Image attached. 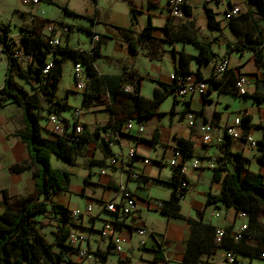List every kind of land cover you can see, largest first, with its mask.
Here are the masks:
<instances>
[{
	"label": "crops",
	"instance_id": "obj_1",
	"mask_svg": "<svg viewBox=\"0 0 264 264\" xmlns=\"http://www.w3.org/2000/svg\"><path fill=\"white\" fill-rule=\"evenodd\" d=\"M11 1L0 0V26L9 27L8 36L13 37L16 43L21 44L23 42L26 35L24 26L33 27L35 31L41 32L44 36H49L46 28L52 26V36L58 38L62 45L86 51L84 48L90 47L91 44L92 35L89 32L97 33L102 36L100 53L96 59V67L99 71L98 79L110 82L125 73L127 82L122 88L125 92L128 86L131 87L129 83L137 81V77L140 76L143 78L141 96L147 100H152L155 90L161 89L160 83L171 84V75L179 68L181 52L198 56V50L192 44L183 41H177L174 44L165 42L158 44L155 48L158 52L157 58L150 56L145 44L138 47L137 55L131 54L126 37L120 31L130 30V35L137 39L143 30L151 25L154 27L153 37L158 40H165L168 36L166 32L167 23L172 17L169 10L170 0H40L36 5L24 4L21 0L22 6L14 3L15 0ZM185 1L186 5L191 8V15H183L181 18L172 20L170 26L173 34L177 35L178 38H183L194 33L201 42L209 44L220 59L229 58L230 69L235 76L238 78L243 76L247 79V95L240 97L232 93H222L218 86L211 87L205 96L196 95L184 100L170 94L159 106L158 114L149 119L140 118L138 114L135 119L130 120L132 130L127 131L128 123L125 122L121 133H118L110 125L113 120L108 95H106L108 101H105L104 105L100 103H102L101 100L105 95L99 101H92L87 108L83 106L82 98L80 122L83 127L89 132L106 128L108 133V138L102 134L97 143L86 146L85 157L82 158L86 164L82 170L83 185L79 187L78 191L79 196L87 200V206L98 203L100 207L92 216H85L78 222L72 220L71 224H67L71 231L85 230L91 235L90 248L94 252L95 262L89 264H98L97 260L99 259L96 254L107 251L110 252L107 260L113 253H116L117 262L115 264H152L155 253L159 250L160 240H164L165 246L162 250L164 260L159 264H182L181 244L187 241L191 235L188 219L199 221L201 216L200 219L204 224H211L217 228L226 226L234 228L237 226L236 224L228 226V220L225 219L226 222L215 224L212 220V218L215 219V213L225 208L205 207L206 196L209 192L216 196L221 194V185L213 183L214 169L221 162L220 160H224L227 167L234 172L236 162L231 154L240 153L247 160L245 166L248 171L264 175V166L258 164L262 151L251 148L242 140L230 139L223 134L224 128L234 120H244L246 116H249L248 127L245 126L240 131L260 142L264 138V67L257 65L252 51H247L243 55L236 51L228 54V46L244 42L248 30V28L244 30L242 37L236 36L231 26L232 7H240L242 13L249 10L256 12L257 8L255 5H250L248 0ZM51 7L60 11L59 19L56 20L51 17L49 12ZM3 8H8L5 17L1 16ZM64 8L74 15L66 14ZM207 10L213 12L215 20L220 26L218 29H212L209 26ZM255 18L259 19L257 15ZM92 20H95V23H92ZM259 25L264 28L263 21H260ZM78 33L87 34L88 46L82 47L79 37L75 42L74 37ZM214 65L213 62L202 65L201 73L204 79L211 77ZM7 67V58L0 59V90L5 85ZM198 67V62L192 61L190 66L192 74L190 76H195ZM132 74L136 76L133 77ZM98 79L89 84L88 89L82 93L83 96L84 94L94 95L99 92L110 94L108 91H102L103 84L101 85L97 81ZM145 81L155 84L151 97L144 96ZM115 87L114 84L111 89H115ZM167 103L169 104L164 109ZM128 104L127 98L118 96L114 108L119 113V123L123 122L122 116L125 115L124 110L128 109ZM99 106L103 108L94 112L93 109ZM172 110L175 112L173 116L171 115ZM63 112L60 117L66 120L73 119L74 114L72 118H66L63 116ZM190 113L197 115L195 127L189 126L188 114ZM84 114L94 119L93 128L85 120H82ZM46 117L40 120L41 126H43ZM23 122V112L12 100L0 102V214L4 211L3 191H7L9 197H13V195L29 197L35 192L33 169L18 174H12L9 170L13 165L29 158L26 145L20 138L14 136L23 129ZM209 122L214 125V139L212 143L205 145L199 127ZM140 127L144 128V132H139ZM156 131L159 133L156 145L140 141L141 139H152ZM122 134H129L132 137H126ZM42 135L45 138L54 139V136L44 129ZM181 139L189 140L193 144L194 157L185 161L187 165L190 166L192 159L197 158L202 160L203 168L199 170L189 168L186 172L189 191L180 202L182 218H172L162 215L156 204L171 198L173 170L170 162L179 150ZM102 142L109 143L113 156L121 155L124 162L116 167H110L109 158L104 167H91L89 162L92 160H103V153L99 146ZM131 151L136 153L134 159H129L128 154ZM146 160L149 161L148 165L145 164ZM178 161L182 160L179 159ZM89 173L91 174L89 183L84 190V180ZM133 173L141 174L142 180H133L130 176ZM121 187L136 197L137 211L134 216L125 218L119 226L120 235L125 242L122 253H117L112 246H107V241H103L98 235L103 224L112 218L111 214L102 210V206L105 203H119L122 197ZM89 193L92 194L91 197ZM197 193L203 196L205 204L201 205L195 201ZM52 200L70 211L82 209L80 206L71 203V186L68 193L55 195ZM212 208L211 218L208 219L207 213ZM231 210L233 209H227L228 213H231ZM150 212L160 213L162 223L156 225L154 221L150 222L146 218ZM86 217L87 220L85 221ZM141 226L149 231V235L143 238L136 234V228ZM136 251L140 252L139 261L135 258ZM217 252H222V250L218 249ZM71 254L74 255V258L72 256L70 258L75 260L76 253L72 252ZM214 256L203 255L200 264H206L207 257ZM247 258L249 257L240 254V262Z\"/></svg>",
	"mask_w": 264,
	"mask_h": 264
},
{
	"label": "trees",
	"instance_id": "obj_2",
	"mask_svg": "<svg viewBox=\"0 0 264 264\" xmlns=\"http://www.w3.org/2000/svg\"><path fill=\"white\" fill-rule=\"evenodd\" d=\"M250 5H255L256 12L248 11L240 12L237 16H231V26L238 38L242 37L244 30H247L246 40H241L240 44L229 45L228 54L236 51L243 55L247 51L254 53L255 61L258 66L264 67V28L259 25L260 21L264 22V0H248ZM133 10V9H132ZM66 14L74 15L64 8ZM134 11V10H133ZM208 11L209 26L212 29H218L220 26L215 20V16L211 10ZM184 15H191V8L184 7ZM255 15L259 19L255 18ZM175 19L170 17L167 23L165 40H158L153 37V26L146 27L137 39L133 38L130 30H121L120 32L126 37L129 44L130 52L133 56L137 55L138 47L145 44L152 58H157L158 44L165 42L174 44L177 41H183L192 44L198 50V56H192L180 53L179 68L173 73L175 80L171 84L160 83L161 89H156L152 100H147L141 96L142 77L138 76L137 81L130 82L133 88L132 93L124 92L122 89L127 82L125 73L118 78H114L108 82L98 79L99 71L96 67V59L99 56L102 44V36L99 35L98 43L94 55H90L88 51L73 49L68 45L54 48L50 44L52 38L44 36L41 32L35 31L33 27L24 26L26 35L23 39V46L26 53L25 62H18L13 58L11 52H7L8 67L6 73V81L4 87L0 90V102L12 100L23 112L24 122L23 129L14 134L15 137L26 145L28 150V160L13 165L9 170L12 174L22 173L28 170H34L35 181V198L31 200L29 197H19L15 203L11 201L7 191H3V208L0 214V264H64L73 263L70 258L71 249L67 246L66 241L71 232L67 227L73 220L71 211L63 205L54 203L52 197L61 193H68L71 186V174L67 171L53 168L52 158L55 157L67 163L70 167H76L79 158L85 157L84 150L86 146L97 143L101 138L102 132H106V128L89 132L85 127L84 133L79 137V141L70 142L63 137L54 139L45 138L42 135L43 126L40 120L41 113H55L60 115L67 108V103H63L56 98L59 85L63 76V65L67 59H72L74 63H84L86 70L90 76L102 85V91H108L110 94L94 95L84 94L83 106L88 107L92 101L108 95L111 106V115L113 122L110 124L118 133H121L122 126L125 122L136 118L139 114L140 118L149 119L158 114V108L168 95L173 94L178 77L187 78L192 73L190 66L192 61L196 60L199 64L195 76L199 80H203L201 67L205 63H215L216 66L227 59H220L212 50L209 44L201 42L194 33L178 38L173 34L171 22ZM95 23V20H92ZM249 26V27H247ZM42 29V27H41ZM90 31V30H89ZM9 27L0 26V42L5 43L8 38ZM93 35V32H89ZM53 37V36H52ZM53 67L46 74L45 68L49 63ZM214 73V71H213ZM204 79L209 82V89L218 86L222 93H232L238 96L236 77L234 72L229 69L219 79L213 77ZM133 77L136 76L132 74ZM131 77V78H133ZM21 82H25L31 86V93ZM264 83V81H263ZM38 86L36 88L35 85ZM115 84V89L111 86ZM106 86V87H105ZM116 93V94H111ZM114 95V99L112 96ZM118 96H123L128 100V109L124 110L122 116L123 122H118V111L115 110L114 104L117 102ZM245 97V96H244ZM44 102L49 105L46 110ZM123 114V113H122ZM175 114L174 110L171 115ZM162 115V114H160ZM197 116V115H196ZM250 118L245 117L243 120L244 127H248ZM126 137H132L129 134H122ZM159 133L156 131L152 139H141L150 145L158 143ZM103 153V160H92L89 162L91 167H104L106 160L113 156L109 143H100ZM260 150L262 155L258 160V164L264 166V138L260 142ZM183 154L184 162L193 158V144L189 140L181 139L179 142V150ZM235 158L236 170L232 172L225 164L224 160H220L218 166L214 169L213 183L221 185L220 196L213 195L209 192L206 196L205 207L215 206L218 209H233L237 213L244 211L249 216V226L245 232V239L240 243H235L230 236L226 237L223 246H218L215 241L217 227L211 224H204L199 221L188 219L191 226L190 238L181 244L183 251L182 264H200L203 255L211 256L218 249L234 250L239 254L248 256L253 261L260 259V255L264 251V224L260 218L264 215V175L261 173H253L246 169V159L240 153L231 154ZM173 179L171 185L173 187L171 198L163 202L164 206L160 209L162 215L172 218H182L180 202L184 199L188 189H181L183 182H188L187 178L181 172V167H173ZM225 173V175H223ZM90 173L85 178L84 190L89 183ZM54 215H62L63 225L59 226L57 233V243L55 246L59 249L55 250V246L48 243L45 237L37 229L34 219L38 216H44L49 212ZM232 227H226L231 232ZM252 239V242L246 240ZM165 246L164 240L159 241V250L155 253L152 264H159L164 260L163 251ZM110 252L97 253L98 264H106ZM122 264V263H121Z\"/></svg>",
	"mask_w": 264,
	"mask_h": 264
},
{
	"label": "built area",
	"instance_id": "obj_3",
	"mask_svg": "<svg viewBox=\"0 0 264 264\" xmlns=\"http://www.w3.org/2000/svg\"><path fill=\"white\" fill-rule=\"evenodd\" d=\"M24 4H38L40 0H22ZM87 1V0H83ZM186 6L185 0H170L169 1V10L173 18H181L184 15V7ZM241 12L240 7L234 6L231 9V16H237ZM49 36L52 38L50 44L54 47H62L60 40L58 38L52 37L53 27L48 26L46 28ZM100 41L99 34L94 33L91 37V50L88 51L90 55H94L96 52L98 43ZM11 52V55L18 62H25L27 56L24 50L23 44L16 43L13 37L8 36L5 43L0 42V59L6 58L7 52ZM230 60L229 58L221 61L215 68L213 77L219 79L223 74L230 69ZM53 67V64L50 62L44 70V73H48ZM73 78L75 81V87L77 91L85 92L88 89L89 84L92 82L93 77L90 76L86 70L84 63L77 62L74 63ZM175 80L174 75H171V82ZM209 82L206 80H199L195 76H190L184 78L182 76L178 77V81L175 85L174 96L178 99L184 100L189 99L193 96H205L209 91ZM236 88L238 91V96L244 97L247 95V79L243 76L239 77L236 83ZM125 92L132 93L133 88L127 87ZM82 116V111L76 109L74 111V117L71 120H66L60 115L55 113H49L43 124V129L56 137H63L70 142L79 141V137L83 135L84 128L83 124L80 122ZM196 114H188V121L190 127H195ZM244 128V123L242 119L234 120L230 125L224 128L223 134L234 140H242L248 144L253 149L260 150V141L254 139L252 136L244 134L240 129ZM264 128V125H263ZM132 130L131 122L127 125V131ZM139 132H144V128L140 127ZM199 132L202 134V138L205 145H209L213 142V133L214 125L209 122L203 124L199 127ZM108 138L106 132H102ZM129 159H134L136 156L135 151H131L128 154ZM181 159L182 161H178ZM124 162V158L121 155H115L109 159V166L116 167L120 163ZM145 164H149V161L146 160ZM170 166L181 167L182 174L186 175V172L189 168L193 170H199L203 168V162L201 159H192V164L190 166L184 162L183 154L180 151L175 153V158L170 162ZM131 178L135 181H141L142 176L138 173H133L130 175ZM189 183L183 182L181 184V189H188ZM121 201L119 203H105L102 206V210L111 214L112 218L106 221L103 224L102 229L99 231L100 238L103 241H107V246H112L117 253H122L124 238L120 235V224L124 221L125 218L134 216L137 211V199L136 197L124 187L120 188ZM164 206L163 202L156 204L158 210L162 209ZM94 208L92 205H89L85 210H73L71 211V216L75 220L83 218L85 216L91 215ZM238 219L242 220V224L235 226L231 232H228L226 228H217L215 241L218 246H223L224 240L226 237L230 238L235 243H240L245 239V232L249 226V216L246 212L240 211L237 213ZM215 218H221L219 211L215 213ZM136 234L138 237L143 238L149 235V231L141 226L136 228ZM249 242H252V239L247 238ZM92 237L90 234H79L77 231L72 230L67 238L66 244L71 249V252L76 253V259L73 260V263H64V264H89V260L92 259L94 252L90 248ZM143 243V242H142ZM222 250V259L215 264H239L240 254L234 250ZM260 259L264 260V251L260 255Z\"/></svg>",
	"mask_w": 264,
	"mask_h": 264
},
{
	"label": "rangeland",
	"instance_id": "obj_4",
	"mask_svg": "<svg viewBox=\"0 0 264 264\" xmlns=\"http://www.w3.org/2000/svg\"><path fill=\"white\" fill-rule=\"evenodd\" d=\"M5 1L10 2L11 0H5ZM14 3H16L17 5H19V4L21 5L22 1L21 0H15ZM49 12H50V15L52 18H54L56 20L59 19L60 11L58 9L51 7V9H49ZM7 13H8V8H3L1 16L3 15V17H5L7 15ZM78 37L81 40L80 43H81L82 47H86L89 45V39H88V36L86 33H78L77 35H75V37H74L75 42H77ZM84 49L86 51H90L91 46L90 47L88 46L87 48H84ZM145 67H147V65ZM73 70H74L73 60L67 59L63 65V76L61 79V83L59 85V90H58L57 95H56V98L58 100H60L63 103H67V108L63 112V116L66 118H72L75 109L81 110L80 108H82L81 102H82V98H83V94H82L83 92L76 90L75 81L73 78ZM21 84H23L31 93L33 92L31 86L27 85L25 82H21ZM154 85L155 84L150 82V81L144 82V87H143L144 96H147V97L152 96V90H153ZM35 86H36V88H38L37 85H35ZM105 101H108L106 95H105V97L102 98V100H101L102 103H100V104L104 105ZM168 104L169 103H167L164 106V109L167 108ZM44 108L46 110L49 108V105L46 102H44ZM101 108H103V107H101V106L95 107V109H93V111L98 112V111H100ZM47 115H48L47 111L41 113V116L43 119ZM82 120H85L87 123H89L91 128L94 127V119L92 117L85 116V114H84ZM97 156H99V155H97ZM84 163H85V160L82 158H79L78 159V166L76 168H71L69 165H67V163H65L64 161H62L60 159H56L55 157L52 159L53 168L61 169V170L68 171L71 173V191H72V200H71L72 202L71 203H72V205L80 206L83 210L87 206V200L85 198H81L78 194V191H79V187H81L83 185L82 170H83V167L86 165ZM96 171H98L97 168H96ZM89 195H90V197L92 196L91 193H89ZM19 197L20 196L13 195V197H10V198H11V201L13 203H15L16 199ZM29 198L31 200H33L35 198V192L33 195L29 196ZM195 201L197 203H200L201 205L203 203L205 204L203 196L198 195V193L195 196ZM92 206H93L94 210L91 213V215H89V216H92L93 214H95V212L100 207V206H98V203H95V204L93 203ZM212 211H213V208L209 209V211L207 213L208 219L211 218ZM218 211L221 214V218H219V219H217V218L213 219L212 218V220L215 224H221L223 222H226L227 220H228V226H230L231 224H236L237 226L242 224V220H238V215H237V212L235 210L234 211L231 210V213H228L226 208L222 211L221 210H218ZM83 218H79V220H75V219H73V220L78 222V221H81ZM146 218H148V220L150 222L154 221L156 223V225L162 223V217H160V213L150 212V213H148ZM62 220H63V217L61 215L60 216L54 215L50 211L48 214H46L44 216L36 217L34 219V222H35V225H36L37 229L39 230V232L45 237L46 241L55 246L57 243L58 228H59V226L63 225ZM86 220H87V217L85 218V221ZM158 220H160V221H158ZM260 221L262 224H264V215L261 216ZM226 227H223V228H226ZM77 233L88 234L89 232H85V230H81V231L78 230ZM98 237L100 238L99 235H98ZM55 250L56 251L59 250L57 248V246H55ZM139 251H141V250H139ZM213 255H215V256L214 257H207L206 264H215L222 259V252H216ZM70 256H72L74 258V255H72L71 253H70ZM135 258L138 259L137 261H139L140 252L136 251ZM107 261H108L107 264H115L117 262L116 253H113L112 256L109 258V260H107ZM88 262L89 263L95 262L94 255L92 256V259H90ZM239 264H264V260L254 259L252 261L251 258L249 257V258L239 262Z\"/></svg>",
	"mask_w": 264,
	"mask_h": 264
}]
</instances>
